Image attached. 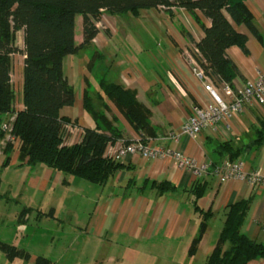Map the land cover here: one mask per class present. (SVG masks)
Wrapping results in <instances>:
<instances>
[{
    "label": "crops",
    "instance_id": "crops-1",
    "mask_svg": "<svg viewBox=\"0 0 264 264\" xmlns=\"http://www.w3.org/2000/svg\"><path fill=\"white\" fill-rule=\"evenodd\" d=\"M245 2L254 16L261 39L245 25L236 26L239 32L248 36V52L239 46L227 49V56L240 72L234 80L235 91L242 90L248 81H256L259 73L264 71V0ZM180 13L189 14L183 9H174V18L167 15L170 24L166 23V33L163 34L166 47L158 51V57L149 55L145 44L141 49L136 47L140 54H131L124 45L115 43L119 29L110 22H104L100 27L103 23L101 20L107 16L103 12L100 22L96 24L99 34L93 45L68 56L64 61V72L75 89L76 101L73 106L64 107L61 116L79 126V133L74 135L75 142L70 145L79 143L81 132L96 127L93 116L84 108V92L88 91L96 101L103 79L124 84L137 93L139 101L151 111V122L158 136L179 131L194 105L211 100L204 82L194 74L193 65L186 55L195 49L194 42L186 33H190L198 42L204 37V30L198 23L187 25L178 21L181 19L176 14ZM198 13L201 22L209 27L210 20ZM174 20L179 23L176 24ZM152 22L145 23L151 31L161 29L162 24ZM75 33L79 46L84 40L83 28L80 34L75 28ZM139 36L143 42L144 36ZM18 48L23 50L20 46ZM94 52L96 57L93 56ZM25 57L23 53L11 56L10 83L16 96L13 104L15 112L25 108L22 103ZM99 62L105 65V72L101 70L103 64L99 66ZM109 105V116L117 119L124 139L131 142L139 139L140 135L127 119L113 104ZM260 121H264V104L253 100L246 105L245 111L205 129L199 137L182 136L179 142H168L167 146L198 161L209 160L213 164H221L231 158L224 148L229 144L234 150L242 149L237 159L244 162L246 171H259L264 176V143L258 150L246 149L256 140ZM16 142H13V150L7 159L4 142L0 138V219L15 220L19 224L17 233L28 238L31 221L38 225L50 223L53 228H41L45 230L40 237L54 239L60 236L61 230H65L62 223H68L72 243L67 248H78L81 254L92 255L85 264H126L128 261L144 264L142 259L146 257L145 254L152 264H180L181 261L185 264L205 263L217 243V231L224 224V211L231 204L243 200L251 201L243 232L264 244V186H255L239 178L221 182L214 174L199 178L193 172L178 167L171 158L145 159L141 156L122 161L127 168L101 186L66 176L44 165L30 166L27 160L20 159L19 143ZM153 182H169L177 190L160 193L153 187ZM194 183L205 186L199 205L205 211L213 212L214 216L197 246L196 254L191 257L189 250L200 222L191 196ZM11 203L14 204L13 209L8 208ZM36 228L32 232L35 235L38 232ZM10 245L30 254L29 261L16 258L19 264H23V261L35 264V259L40 256L49 259L52 264H58L59 260L55 262L43 254L32 252L30 240L27 249L13 243ZM60 251V246L52 245L51 253ZM73 264L82 262L77 259ZM248 264H264V259H256Z\"/></svg>",
    "mask_w": 264,
    "mask_h": 264
},
{
    "label": "trees",
    "instance_id": "trees-1",
    "mask_svg": "<svg viewBox=\"0 0 264 264\" xmlns=\"http://www.w3.org/2000/svg\"><path fill=\"white\" fill-rule=\"evenodd\" d=\"M245 1L0 0V138L4 142L7 159L16 140L19 143L20 159L27 160L30 166L44 165L66 176L101 186L108 184L127 168L121 161L105 155L108 144L117 140L131 143L124 139L117 119L109 116V103L127 119L143 141L158 136L151 122V111L139 101L134 90L124 84L103 79L96 101L88 91L84 92V108L93 116L96 127L85 130L81 143L63 145L64 126L72 121L62 117L61 110L73 106L76 101L75 89L69 84L64 72L65 59L93 45L99 34L96 24L100 22L103 12L113 16L127 12L134 14L139 9H156L164 10L174 18V9H183L201 25L205 33L198 42L194 41L190 33H186L200 54L199 57L193 53L194 56L207 74L234 88V80L240 72L227 56V49L239 46L248 52V36L239 32L236 26L245 25L254 36L261 39L254 16ZM198 12L210 20L209 27L201 22ZM77 15L83 16L84 40L79 46L75 41ZM19 31H23V50L16 43ZM18 53L26 56L22 90L25 108L17 112L7 133L2 130V125L6 115L15 113L13 104L16 98L10 83L11 56ZM263 143L264 121H260L256 140L246 149L258 150ZM224 148L230 154V160H236L242 152L241 148L234 150L229 144ZM153 187L160 193L177 190L169 182H153ZM204 193V185L193 184L191 196L200 222L189 250L191 257L196 254L197 246L214 216L213 212L205 211L199 205ZM250 207L251 201L243 200L226 208L224 224L217 231V243L204 264H248L256 259H264V244L243 232ZM19 221L22 222L21 219ZM0 250L10 261L16 258L29 261L31 258L29 253L1 241ZM35 264L52 262L40 256L35 259Z\"/></svg>",
    "mask_w": 264,
    "mask_h": 264
},
{
    "label": "built area",
    "instance_id": "built-area-1",
    "mask_svg": "<svg viewBox=\"0 0 264 264\" xmlns=\"http://www.w3.org/2000/svg\"><path fill=\"white\" fill-rule=\"evenodd\" d=\"M200 57L195 48L187 52L188 58L193 65L194 74L204 82L205 91L211 100L194 105L192 112L179 131L171 132L164 136L143 141L141 138L126 143L117 140L109 143L105 155L117 161H125L129 157L141 156L145 159H173L177 166L189 170L199 178L209 174L219 177L221 182H227L234 178L248 181L255 186H264V176L259 171L248 172L245 170L244 162L236 159H227L221 164H213L209 160L198 161L190 158L180 151L167 146L168 142H179L182 136L197 138L207 129L217 126L223 120L232 119L235 115L245 111L246 105L253 100L264 104V71L259 73L256 81H248L242 90L235 91L229 84L216 81L207 74L194 54ZM17 111L12 114L10 120L3 123L2 130L10 131V123L16 117ZM79 133V126L75 122L65 124L62 132V144L71 146L75 142L74 135ZM79 143H81L84 132H81ZM10 138V135H9ZM13 139V138H12Z\"/></svg>",
    "mask_w": 264,
    "mask_h": 264
},
{
    "label": "rangeland",
    "instance_id": "rangeland-1",
    "mask_svg": "<svg viewBox=\"0 0 264 264\" xmlns=\"http://www.w3.org/2000/svg\"><path fill=\"white\" fill-rule=\"evenodd\" d=\"M161 11H164V10H161ZM161 11L156 10V9H139L134 14L131 12H127L124 14H116L113 16L107 15L105 16L103 20H101V22L103 23L100 25V27L101 28L103 27L104 22L105 23L110 22L113 27H115L116 29H119V34H117L114 41L115 43H118L122 46L124 45L127 52L131 54H136L138 53L136 51V47L137 49H141L142 48L141 46L146 45L149 55L153 56V54H155L159 57L160 53L158 51L166 47V43H165L166 40L163 37V34L166 33L165 25L166 23L170 24V21L167 18L168 14H165L164 12H161ZM183 14L182 13L176 14V16H178L181 19V20L178 19V21L185 22L187 23V25L196 24L195 20L189 14H186V13H183ZM151 21L162 24L161 29L151 31L150 28H148L145 25V23H149ZM178 21L174 20L176 24L179 23ZM82 28H83V18L82 16H79L77 17V26H76L77 34L82 33ZM139 35L144 36L143 42L139 40L140 38ZM16 43L18 46L24 49L23 31L17 32ZM138 54H140V52ZM144 54L147 55L146 53ZM101 64L103 63L99 62V66ZM104 66L105 65L103 64V67L101 69L103 70V72H105ZM97 98H98V95H96V100ZM11 116L12 114L6 115V121L4 123L8 122ZM8 208L13 209L14 204L12 203L9 204ZM29 224H31L32 228L30 231V237L28 238V237H22L20 234L17 233L16 228L19 226V224L15 222V220H11L9 218H5L4 220L0 219V241L10 243V244L13 243L17 247H20V248L24 247L25 249H27V246L30 240L29 246L32 252H37L36 254L38 255L43 254L44 256L49 257L51 260L55 262L59 260L58 264H70V263L73 264V262H75V260L77 259L80 260L82 264H85L86 262L91 260L90 258H92V255L87 256L86 254H81L78 251V248H75L74 250H69V248H67L69 243H72V234H71V229L69 228L70 225L68 223H64V222L62 223L63 229L65 228V230H61V233L59 234L60 236L55 237V239L52 237L50 238L40 237V234L44 233V230H45V229H42V230L40 229L50 227L49 225L50 223H44V224L38 225L37 223H34V221H31ZM36 227H38V232L35 235L32 232L34 229H37ZM50 228H53V227L51 226ZM52 245L60 246L61 247L60 253H55V254L51 253ZM32 254H35V253H32ZM145 256L146 257H143L142 259L143 263L152 264L150 260H147L148 255L145 254ZM181 258L182 257H180V259ZM130 262L128 261L126 264H137V263H130ZM0 264H19V260L10 261L7 258L6 254L0 250ZM23 264H27V263L23 261ZM158 264H162V263L159 262ZM164 264H166V262H164ZM180 264H185V263L181 261ZM196 264H204V263L198 262Z\"/></svg>",
    "mask_w": 264,
    "mask_h": 264
}]
</instances>
